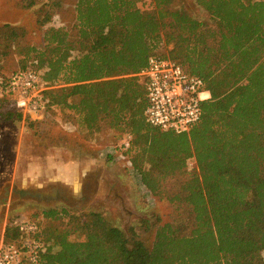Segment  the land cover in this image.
<instances>
[{"label": "trees", "instance_id": "1", "mask_svg": "<svg viewBox=\"0 0 264 264\" xmlns=\"http://www.w3.org/2000/svg\"><path fill=\"white\" fill-rule=\"evenodd\" d=\"M65 1L24 0L27 9L39 7L35 23L46 30L41 48L20 50L34 60L16 74L43 71L48 89L41 110L72 111L90 132L109 127L131 134L126 154L155 195L187 174L188 161L195 159L198 171L170 199L185 205L188 216L160 226L152 245L96 211L44 210L49 223L35 237L47 245L45 263L264 264V0H196L206 21L177 0H76L73 26L54 28ZM28 32L0 25V64ZM164 41L172 46L170 58L210 92L201 121L182 134L154 128L145 116L140 73L151 57L166 58ZM9 80H0V90ZM7 94L0 121H22L25 112ZM19 237L12 222L4 243Z\"/></svg>", "mask_w": 264, "mask_h": 264}, {"label": "rangeland", "instance_id": "2", "mask_svg": "<svg viewBox=\"0 0 264 264\" xmlns=\"http://www.w3.org/2000/svg\"><path fill=\"white\" fill-rule=\"evenodd\" d=\"M38 1L39 6L47 2ZM65 2L50 26H73L76 0ZM176 4L192 16L208 20L196 0H177ZM38 8H25L24 0H0V25L29 28L26 40L16 44L1 62V81L33 62V57L20 51L23 46L42 47L46 29H38L35 23ZM163 43L161 53L171 59L172 46ZM139 82L143 83L141 77ZM3 96L10 98L5 89L0 90V99ZM27 118L37 124L33 129L28 127ZM129 137L133 139L131 134L109 127L90 132L74 112L53 107L37 115L25 113L22 121H0V246L12 222L29 220L44 229L49 222L42 213L51 208H65L72 214L99 212L128 237L136 234L147 245L153 244L160 226L187 217L185 205L170 199L188 180L189 173L198 171L195 159L188 161L187 174L170 179L163 193L155 195L132 174L126 161L113 155L114 147L122 153L120 145ZM126 156L132 163L131 154Z\"/></svg>", "mask_w": 264, "mask_h": 264}, {"label": "built area", "instance_id": "3", "mask_svg": "<svg viewBox=\"0 0 264 264\" xmlns=\"http://www.w3.org/2000/svg\"><path fill=\"white\" fill-rule=\"evenodd\" d=\"M140 76L147 90L145 116L150 126L182 134L201 121L203 103L210 99L202 78L189 74L172 59L161 57H151ZM45 90L47 85L41 74L34 71L13 75L6 85V92L13 96V103L29 114L39 113L44 108L42 93ZM130 144L131 137L120 145L122 153L118 154L114 147L113 155L126 161L132 174L141 181V175L126 156ZM15 223L20 237L17 242L1 244L0 264H46L43 255L47 246L35 237L37 224L29 220Z\"/></svg>", "mask_w": 264, "mask_h": 264}, {"label": "water", "instance_id": "4", "mask_svg": "<svg viewBox=\"0 0 264 264\" xmlns=\"http://www.w3.org/2000/svg\"><path fill=\"white\" fill-rule=\"evenodd\" d=\"M38 113L37 112H34L33 115H37Z\"/></svg>", "mask_w": 264, "mask_h": 264}]
</instances>
